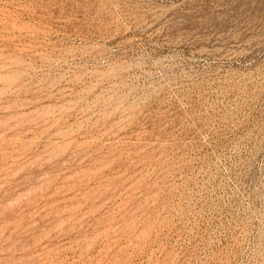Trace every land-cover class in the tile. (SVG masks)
<instances>
[{"label":"rangeland","instance_id":"1","mask_svg":"<svg viewBox=\"0 0 264 264\" xmlns=\"http://www.w3.org/2000/svg\"><path fill=\"white\" fill-rule=\"evenodd\" d=\"M0 264H264V0H0Z\"/></svg>","mask_w":264,"mask_h":264}]
</instances>
